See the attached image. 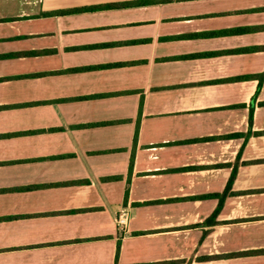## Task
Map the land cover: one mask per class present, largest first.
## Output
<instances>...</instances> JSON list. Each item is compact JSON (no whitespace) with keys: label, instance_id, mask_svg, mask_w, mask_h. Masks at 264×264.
<instances>
[{"label":"crops","instance_id":"0c3cea01","mask_svg":"<svg viewBox=\"0 0 264 264\" xmlns=\"http://www.w3.org/2000/svg\"><path fill=\"white\" fill-rule=\"evenodd\" d=\"M8 54L0 264H264V0H0Z\"/></svg>","mask_w":264,"mask_h":264},{"label":"trees","instance_id":"16d2710c","mask_svg":"<svg viewBox=\"0 0 264 264\" xmlns=\"http://www.w3.org/2000/svg\"><path fill=\"white\" fill-rule=\"evenodd\" d=\"M17 55H18V54L0 55V58L15 57V56H17ZM259 77H260V81H261V80H262V77H264V76L261 75V76H259ZM260 81H259V82H260ZM232 179H233V176H231V177L229 178V180H228V182H227V184H226V186H225L224 191L222 192L221 195H219V205H218V208L221 206V202H222V200H223L224 197L227 195V193H228V191H229V189H230V186H231V183H232ZM216 212H217V210L212 214V216H211L212 219L215 217ZM258 252H264V250H262V251H258ZM251 253L253 254V253H257V252L252 251Z\"/></svg>","mask_w":264,"mask_h":264},{"label":"built area","instance_id":"2783aa9c","mask_svg":"<svg viewBox=\"0 0 264 264\" xmlns=\"http://www.w3.org/2000/svg\"><path fill=\"white\" fill-rule=\"evenodd\" d=\"M127 218V213L124 210L116 216L115 223L119 226L120 229H122V231H126Z\"/></svg>","mask_w":264,"mask_h":264}]
</instances>
